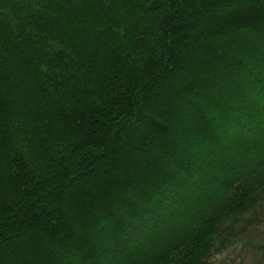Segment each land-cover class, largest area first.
I'll return each instance as SVG.
<instances>
[{"label": "trees", "instance_id": "16d2710c", "mask_svg": "<svg viewBox=\"0 0 264 264\" xmlns=\"http://www.w3.org/2000/svg\"><path fill=\"white\" fill-rule=\"evenodd\" d=\"M2 7L0 264H204L264 191V0Z\"/></svg>", "mask_w": 264, "mask_h": 264}, {"label": "rangeland", "instance_id": "374dc122", "mask_svg": "<svg viewBox=\"0 0 264 264\" xmlns=\"http://www.w3.org/2000/svg\"><path fill=\"white\" fill-rule=\"evenodd\" d=\"M0 17L16 24L19 15L8 7L0 8ZM3 43L0 40V54ZM26 101V100H25ZM64 114L60 120H65ZM20 188L14 180L2 171L0 172V202L10 201L14 192ZM258 194L259 200L255 205L238 216L232 223L231 231L219 236L213 241V246L204 257V264H262L264 253V195ZM226 222H224L225 224Z\"/></svg>", "mask_w": 264, "mask_h": 264}]
</instances>
